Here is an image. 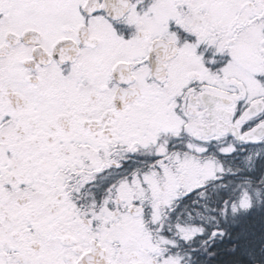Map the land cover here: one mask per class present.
Here are the masks:
<instances>
[{"label":"snow or ice","instance_id":"obj_1","mask_svg":"<svg viewBox=\"0 0 264 264\" xmlns=\"http://www.w3.org/2000/svg\"><path fill=\"white\" fill-rule=\"evenodd\" d=\"M0 264H264V0H0Z\"/></svg>","mask_w":264,"mask_h":264}]
</instances>
